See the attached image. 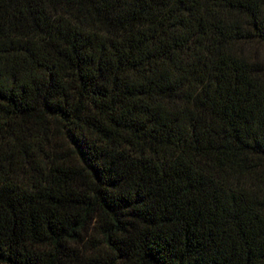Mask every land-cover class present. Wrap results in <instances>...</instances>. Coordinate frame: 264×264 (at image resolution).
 <instances>
[{
    "label": "trees",
    "instance_id": "trees-1",
    "mask_svg": "<svg viewBox=\"0 0 264 264\" xmlns=\"http://www.w3.org/2000/svg\"><path fill=\"white\" fill-rule=\"evenodd\" d=\"M0 264H264V0H0Z\"/></svg>",
    "mask_w": 264,
    "mask_h": 264
}]
</instances>
